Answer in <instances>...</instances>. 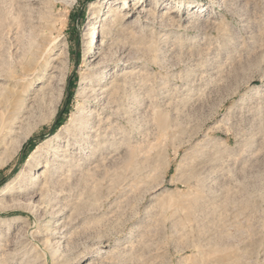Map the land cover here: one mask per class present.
<instances>
[{
	"label": "rangeland",
	"instance_id": "374dc122",
	"mask_svg": "<svg viewBox=\"0 0 264 264\" xmlns=\"http://www.w3.org/2000/svg\"><path fill=\"white\" fill-rule=\"evenodd\" d=\"M103 1L0 0V264H264V0Z\"/></svg>",
	"mask_w": 264,
	"mask_h": 264
},
{
	"label": "bare ground",
	"instance_id": "6f19581e",
	"mask_svg": "<svg viewBox=\"0 0 264 264\" xmlns=\"http://www.w3.org/2000/svg\"><path fill=\"white\" fill-rule=\"evenodd\" d=\"M110 0H104L102 3H108ZM130 0H125V4L127 5L128 4V2H129ZM92 5H98V1L97 2H94ZM90 27V26H89ZM89 27H88V29H89ZM92 27V26H91ZM90 27V28H91ZM102 29H103V25L101 24V22L100 23H98L97 25H95L94 26V28H93V32L91 33V36H90V41H89V44L90 45H92V44H95V43H97V41H94L95 39H98L100 36H101V34H102ZM94 33H95V35H94ZM45 49V48H44ZM94 48L92 47L91 48V51H90V53H92L94 50H93ZM64 50V49H63ZM48 53H50L49 51H47V50H45L43 53H41V54H34V56L33 57H31V59L29 58V60H28V62L23 66L24 67V73H23V71H22V73H23V75L25 76V77H27L29 74H31V73H37V74H41L40 76H42V74H44V73H46L49 69H52V68H56L55 66H54V63H52V61L47 57V55H48ZM33 55V54H32ZM60 55V54H59ZM63 57V56H62ZM41 58H43L45 61H42L41 60ZM27 61V60H26ZM60 63H62V60H61V62ZM59 63V64H60ZM63 65H64V63H63ZM57 66V65H56ZM58 68V67H57ZM60 68V67H59ZM63 70V69H62ZM54 71V70H53ZM60 71V70H59ZM55 75V74H54ZM56 77V76H55ZM55 77H54V79H55ZM44 78V77H43ZM58 78V77H57ZM52 81V80H51ZM50 81V82H51ZM49 82V81H48ZM52 83V82H51ZM55 83H56V81H55ZM58 83V82H57ZM53 86H55L54 84H52ZM62 85V84H61ZM58 86V85H57ZM47 87V86H46ZM45 89H47V88H45ZM57 89V88H56ZM50 90V89H49ZM48 90V91H49ZM53 90V89H52ZM54 90H55V87H54ZM60 90V89H59ZM57 91V90H56ZM95 91V90H94ZM44 92H46V91H44ZM93 92V91H92ZM94 93L95 92H93L92 94H90V95H87V98H90V97H92L93 95H94ZM7 94H9V93H7ZM45 94V93H44ZM47 94H49V93H47ZM8 96H10V95H8ZM103 96V95H102ZM101 100V99H100ZM97 102V101H96ZM81 113H82V111H80ZM80 113V114H81ZM93 113V112H92ZM15 116V115H14ZM17 116H19V115H17ZM13 119V118H12ZM17 120V119H16ZM5 121V120H4ZM15 121V120H14ZM5 123V122H4ZM4 123H2V124H4ZM1 124V123H0ZM7 124H10V123H7ZM110 124V123H109ZM116 124V123H115ZM112 125V124H111ZM5 127H6V125H5ZM99 127V126H98ZM3 128V127H2ZM7 128V127H6ZM6 128H3V129H6ZM12 128V127H11ZM10 129V128H9ZM2 130V129H1ZM11 130H13V129H11ZM5 130H3V132H4ZM2 132V135L4 134ZM7 133V132H6ZM10 133H11V131H10ZM12 134V133H11ZM10 135V134H9ZM7 136V135H6ZM0 140H1V137H0ZM2 141H4V140H2ZM36 155V154H35ZM138 168V167H137ZM14 239V238H13ZM15 240V239H14ZM18 243V242H17ZM21 243H23V242H21ZM26 243V242H25ZM17 249V248H16Z\"/></svg>",
	"mask_w": 264,
	"mask_h": 264
},
{
	"label": "trees",
	"instance_id": "16d2710c",
	"mask_svg": "<svg viewBox=\"0 0 264 264\" xmlns=\"http://www.w3.org/2000/svg\"><path fill=\"white\" fill-rule=\"evenodd\" d=\"M36 139H37V138H33V139H31V141H30V143H29L28 145L33 144L32 142L35 143ZM28 145H27V147H28Z\"/></svg>",
	"mask_w": 264,
	"mask_h": 264
}]
</instances>
